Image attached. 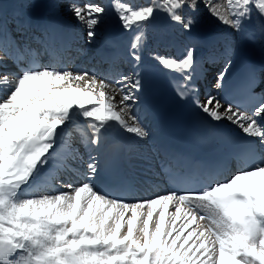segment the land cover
I'll return each instance as SVG.
<instances>
[{
    "label": "snow or ice",
    "instance_id": "obj_1",
    "mask_svg": "<svg viewBox=\"0 0 264 264\" xmlns=\"http://www.w3.org/2000/svg\"><path fill=\"white\" fill-rule=\"evenodd\" d=\"M201 3L249 40L256 33H248L245 22L258 19L264 40V0H71L67 9L84 26L87 43L107 16L131 34L117 58L132 70L112 75L69 68L62 54L70 45L56 46L55 24L41 26V36L32 37L37 50L13 41L7 19L0 22V61L6 56L18 69L0 72V264H264V91H254L260 83L254 69L234 102L211 94L201 102L192 84L199 65L194 47L178 58L151 56L162 69L181 75L182 99L193 94L211 120H227L252 138L250 151L236 155L240 166L230 177L221 180L216 168L201 171L197 164L200 181L180 182L173 173L179 158L165 156L160 167L175 187L164 194L126 200L93 184L99 163L93 152L107 133L120 132L130 150L149 136L134 110L136 93L146 86V29L164 14L191 32ZM15 23L19 31L27 27L19 19ZM227 53L243 55L231 47ZM229 67L231 59L216 75V89L224 87ZM77 143L88 155L85 179L57 187L61 170L77 171L68 161H83ZM113 148L119 154L120 144ZM142 158L145 173L152 172L151 158Z\"/></svg>",
    "mask_w": 264,
    "mask_h": 264
},
{
    "label": "bare ground",
    "instance_id": "obj_2",
    "mask_svg": "<svg viewBox=\"0 0 264 264\" xmlns=\"http://www.w3.org/2000/svg\"><path fill=\"white\" fill-rule=\"evenodd\" d=\"M21 1L27 0H1L0 1V22L4 19H7V29L8 31L12 30L17 37V40H24L28 34V30L32 29L33 26L38 25V30L41 33V26L46 24H56L57 26L61 25V27L65 26L64 32H61L62 36H69L71 34H77L84 41L85 43L82 44L79 42L80 48L85 49L86 47L92 46L93 44H88L86 40V30L82 24H80L75 17L71 15V13L67 9V5L62 7L61 2H71V0H42L44 1V9L41 12L37 13H29V12H22L20 9L22 8ZM38 1V0H37ZM102 2L107 3L108 0H102ZM134 3H143L145 0H133ZM223 3L224 1H219ZM37 3V2H36ZM50 5H56L57 7L51 8ZM23 9V8H22ZM37 10V9H34ZM19 19L27 24V27L24 31L17 30L15 21ZM76 20V23H79L80 28H78V33H76V28L73 23ZM204 27L202 29L198 28L196 25L194 26L191 32L184 31L178 24L174 22H170L166 19L164 14H160L157 18L148 26L146 29L147 31V46L144 51V61L143 64L153 65L156 63L152 58V53H159L164 55H169L174 58H178L182 55L183 51L186 47L191 45L196 49L195 58L201 59L202 55L209 47V43H214V46H219L223 44L224 50L219 52L215 55L214 59H217L220 55H223L224 52H227V49L231 47L232 49H236L238 51H243V54L251 53V52H261L264 55V40H261L259 37L258 26L260 21L258 19H254L251 23L245 22V29L248 33H256V40L259 45L254 44L253 40L247 39L245 36H242L241 33L236 32L234 29H227L223 27L222 23L209 12L206 17L200 19L199 23H202ZM219 23V24H218ZM222 25L224 28L223 32L216 31V25ZM201 25V24H199ZM220 25V26H221ZM217 26V27H220ZM229 27V26H228ZM221 29V28H220ZM98 32H101V36L98 37V42L95 43L93 51H87V53L80 56V59H83L86 56L91 54V60L95 58L98 52L101 51L104 46L102 45V40H107L109 44L120 48L121 51L125 50V45L128 42L130 37V33L125 31L123 28L120 27L119 22L115 19L114 16H107L102 24L97 26ZM219 30V29H218ZM200 31V32H199ZM30 36L36 35L41 36V34L34 33L33 31L29 33ZM126 35L124 45H120V40L122 35ZM96 37V38H97ZM70 40V39H69ZM68 40V41H69ZM227 40V42L225 41ZM94 41H97L95 39ZM21 43V42H20ZM76 44V42H75ZM82 44V45H81ZM77 48V46H76ZM211 51V50H210ZM0 56H4V53L0 51ZM105 57V56H104ZM232 59L238 58L239 56H231ZM224 58H222V61ZM205 62L212 63V58L210 56H206L204 58ZM0 63L7 65V68L0 67V72L2 71H16L15 67L12 65L11 59L8 60L5 58ZM130 65V64H129ZM86 67V63L83 65ZM74 69V66L71 67ZM75 70V69H74ZM132 69H128V71H119L124 73H130ZM108 72V71H107ZM258 79L263 78L262 71L256 70ZM107 74V73H105ZM213 75V74H212ZM211 78L214 77V75ZM209 77V76H208ZM206 79V78H205ZM214 80V79H213ZM216 80L210 84L211 93L216 89L215 88ZM195 88L198 90V86L196 84ZM261 85H264V79L260 81L257 85L256 91H260L262 89ZM214 86V87H213ZM202 87H200V91H202ZM142 92V91H141ZM136 93L138 97H140V93ZM197 97L201 102L203 98H199L198 91ZM213 95V94H212ZM134 110L137 112L138 116L140 117L144 126L149 130V136L140 140L137 145L131 146V150L129 149V143L124 139V135H122L118 131H110L107 133L102 141V144L98 151L93 152V155L97 156L98 162L102 160L104 155L106 154V148L109 145H112L117 140L121 141V148H122V157L124 161V172L131 176L137 183L142 186L141 195L139 199H146L150 197H154L157 194H164V188L161 184V180L159 177V161L160 159L155 153V156L152 158L151 166L153 171L149 173H145V169L148 166V163L142 158L143 155L148 154L149 152L156 151V144L154 141V132H153V123L152 119L147 115L143 114V109L141 110L140 105V98L138 103L134 106ZM217 122V121H216ZM218 123L223 125L224 127L232 130L233 132L240 133V130L237 128L236 125L232 124L227 120H221ZM128 136H132V134H126ZM59 143V140H58ZM76 147L80 149V155L83 157V161H71L69 160L68 163L72 169H76L77 171L71 170H61L59 172V179L57 181H61L66 178H69L75 174V177H72L71 183L77 184L85 179L84 173L87 171V162H88V155L85 151L84 147L79 143L76 144ZM52 162H49V165L46 166L44 172L41 173L40 179L46 174V171L49 167H51ZM75 172V173H74ZM56 181V182H57ZM55 182V183H56ZM57 187H62V185H57ZM156 189L158 192L154 193L153 190ZM68 190V189H63Z\"/></svg>",
    "mask_w": 264,
    "mask_h": 264
},
{
    "label": "rangeland",
    "instance_id": "obj_3",
    "mask_svg": "<svg viewBox=\"0 0 264 264\" xmlns=\"http://www.w3.org/2000/svg\"><path fill=\"white\" fill-rule=\"evenodd\" d=\"M219 1H221V0H219ZM224 1V0H223ZM37 2V3H36ZM81 2H82V0H81ZM213 2H216V0H213ZM70 2H68V1H66V3L65 2H61V4H62V7H64L65 5H68ZM21 5H22V8L20 9V11H22V10H24V11H22V12H29V13H37V12H41V10H43L44 9V1H42V0H27V1H21ZM34 9H37V10H34ZM210 11L208 10V8L207 7H205L204 6V4L203 3H201V6H200V9H199V12H198V14H197V24H196V26L200 29H202V27H204V26H202L203 25V22L202 23H199L200 22V19H204L205 17H206V15L209 13ZM222 23V22H221ZM199 24H201V25H199ZM219 24V23H218ZM216 25V31H218V33L220 32H223L224 30V28H226L225 26H227V29H231V27L229 26L228 27V25H225V24H223L222 23V25H223V27H222V25L220 26V25ZM73 25L75 26V27H77L76 28V33H78V28H80V26H79V23H76V20L74 21V23H73ZM99 26V25H98ZM217 26H220V27H217ZM221 28V29H220ZM220 30H223V31H220ZM97 31V35H96V37L97 36H101L102 35V33L101 32H98V30H96ZM200 32V31H199ZM94 38V40L95 39H97V41H94L93 40V42L91 43V44H95V43H97L99 40H98V37L97 38ZM86 41V40H85ZM89 44V43H88ZM90 45V44H89ZM92 45V46H93ZM92 46H89V48H91ZM95 46V45H94ZM86 51V50H85ZM148 155V154H147ZM148 157H150V155H148ZM75 173V172H74ZM62 181L64 182V181H66V180H63V178H62V180L61 181H59L58 183L56 182V184L57 185H62ZM64 184V183H63Z\"/></svg>",
    "mask_w": 264,
    "mask_h": 264
}]
</instances>
